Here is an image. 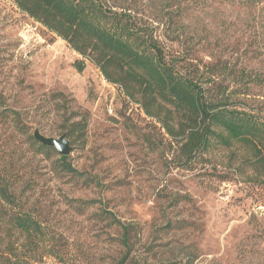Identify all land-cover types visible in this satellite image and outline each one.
I'll return each mask as SVG.
<instances>
[{
    "label": "rangeland",
    "instance_id": "374dc122",
    "mask_svg": "<svg viewBox=\"0 0 264 264\" xmlns=\"http://www.w3.org/2000/svg\"><path fill=\"white\" fill-rule=\"evenodd\" d=\"M112 1L150 24L188 68L264 74V0ZM78 57L12 0H0V94L7 107L5 117L0 106V174L15 194L12 205L50 234L60 261L44 262L264 264V184L250 170L237 172L247 150L216 148L189 168L170 164L156 123L93 64L78 71ZM253 91L264 97V87ZM83 116L85 130L73 131ZM34 131L65 134L66 161L79 175L59 169L57 151H37L28 137ZM113 218L128 227V244Z\"/></svg>",
    "mask_w": 264,
    "mask_h": 264
},
{
    "label": "trees",
    "instance_id": "16d2710c",
    "mask_svg": "<svg viewBox=\"0 0 264 264\" xmlns=\"http://www.w3.org/2000/svg\"><path fill=\"white\" fill-rule=\"evenodd\" d=\"M12 2L79 54L73 62L78 71L86 62L93 64L106 81L119 87L156 123L158 133L166 140L164 154L170 164L189 168L212 149L241 145L249 156L242 159L237 172L249 175L250 170L255 181L264 184V97L253 91V87H264V74L243 69L229 76L224 68L218 72L188 68L178 56L167 52L150 24L140 22L131 10L112 0ZM0 106L7 117L1 94ZM11 115L19 122L15 112ZM86 125L83 116L72 122V130L82 133ZM17 126L26 131L23 124ZM28 137L37 144V151L56 152L33 134ZM66 158L59 154V169L79 175ZM13 203L15 194L9 190L7 177L0 174V264H46L44 256L60 261L44 226ZM113 219L123 230L122 242L128 244V227Z\"/></svg>",
    "mask_w": 264,
    "mask_h": 264
},
{
    "label": "water",
    "instance_id": "95a60500",
    "mask_svg": "<svg viewBox=\"0 0 264 264\" xmlns=\"http://www.w3.org/2000/svg\"><path fill=\"white\" fill-rule=\"evenodd\" d=\"M34 137L42 144L53 147L58 154L66 155L71 151V146L65 134L60 135L58 138L45 136L38 131H34Z\"/></svg>",
    "mask_w": 264,
    "mask_h": 264
}]
</instances>
